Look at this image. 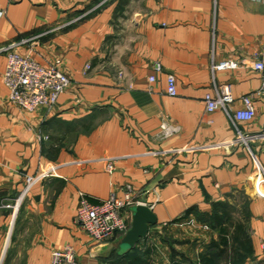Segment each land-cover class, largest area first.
I'll return each mask as SVG.
<instances>
[{
	"label": "crops",
	"instance_id": "1",
	"mask_svg": "<svg viewBox=\"0 0 264 264\" xmlns=\"http://www.w3.org/2000/svg\"><path fill=\"white\" fill-rule=\"evenodd\" d=\"M0 9V49L23 42L21 54L59 62L71 80L55 106L28 112L9 100L0 54V264H51L66 247L81 264H202L223 248L218 216L243 224L240 237L252 245L243 264L264 262V141L250 150L234 144V124L205 104L213 62L234 60L238 68L216 81L230 88L233 110L255 97L256 118L238 127L264 130V75L253 67L264 46V2L0 0ZM164 123L181 131L161 139ZM48 164L55 175L23 193L25 176ZM128 190L157 225L132 250L124 235L93 242L77 218L80 194L99 202ZM17 201L19 210L3 207ZM132 216L123 212L130 225ZM216 264H232L229 247Z\"/></svg>",
	"mask_w": 264,
	"mask_h": 264
},
{
	"label": "built area",
	"instance_id": "2",
	"mask_svg": "<svg viewBox=\"0 0 264 264\" xmlns=\"http://www.w3.org/2000/svg\"><path fill=\"white\" fill-rule=\"evenodd\" d=\"M264 2V0H256ZM4 16V11L0 9V19ZM23 42L13 43L0 49V54L5 53L7 57L6 70L3 75V82L9 90V100L23 110L34 112L40 107H53L57 104L59 97L64 94L70 84V78L62 71L59 62L49 66H44L37 62L32 53L23 55L19 52V47ZM239 63L228 60L221 63L212 64L214 88L213 91L205 96L206 110L209 113L222 110L229 120L236 127V138L234 144H239L250 150L251 144L255 141H264V130L256 134L243 132L239 123H250L256 118L255 97L247 95L242 97L243 107L233 110L235 102L228 85H220L216 81V73L220 71H231L237 69ZM254 69L264 75V46L256 61ZM156 70L161 71V66L156 65ZM154 76L150 82H155ZM168 94L172 97L177 96V80L172 74L168 75ZM258 96H264V76L262 86L258 91ZM181 129L164 123L161 126L160 138L167 139L178 134ZM55 167L52 164L45 166L39 176H25L23 193L38 180L44 177H53ZM107 171H114V163L110 161ZM260 176L264 181V168L260 167ZM132 190H128L124 199L112 196L110 199L93 202L86 194H80V205L78 209V221L89 238L96 243H106L113 240L117 235H125L131 225L123 217L125 210H133L136 206L143 205L132 196ZM3 207L19 210V201L16 204H5ZM51 264H81L77 258V252L72 247L52 252ZM264 264V262L262 263Z\"/></svg>",
	"mask_w": 264,
	"mask_h": 264
},
{
	"label": "trees",
	"instance_id": "3",
	"mask_svg": "<svg viewBox=\"0 0 264 264\" xmlns=\"http://www.w3.org/2000/svg\"><path fill=\"white\" fill-rule=\"evenodd\" d=\"M216 225H220L222 227L223 232V240L218 244V246H223V248L218 249L216 252L208 253L211 258L209 259L207 255L201 257L202 264H216L219 260L224 256L226 249L229 247L231 251V263L232 264H243L246 259L252 253V245L250 241L244 237L241 238V234L243 233L244 226L241 223H233L231 222V218L229 216H218L216 217ZM230 229L234 232L233 236L230 234ZM215 246V244H214ZM212 246V248L214 247ZM134 264H140L136 258H134Z\"/></svg>",
	"mask_w": 264,
	"mask_h": 264
},
{
	"label": "water",
	"instance_id": "4",
	"mask_svg": "<svg viewBox=\"0 0 264 264\" xmlns=\"http://www.w3.org/2000/svg\"><path fill=\"white\" fill-rule=\"evenodd\" d=\"M157 218L148 206L139 205L133 209L132 223L128 232L122 238L121 244L129 250L145 239L152 226L157 225Z\"/></svg>",
	"mask_w": 264,
	"mask_h": 264
}]
</instances>
